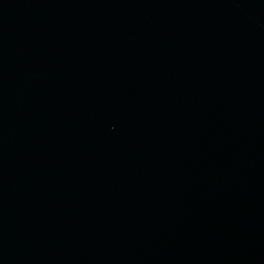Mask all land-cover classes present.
Here are the masks:
<instances>
[{
	"label": "water",
	"instance_id": "1",
	"mask_svg": "<svg viewBox=\"0 0 264 264\" xmlns=\"http://www.w3.org/2000/svg\"><path fill=\"white\" fill-rule=\"evenodd\" d=\"M0 264H264V0H0Z\"/></svg>",
	"mask_w": 264,
	"mask_h": 264
}]
</instances>
